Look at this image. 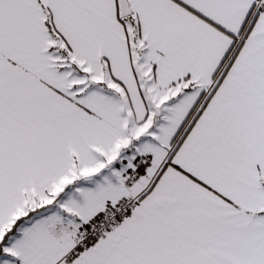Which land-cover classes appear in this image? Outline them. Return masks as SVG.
<instances>
[{
    "label": "snow or ice",
    "instance_id": "6c2138e0",
    "mask_svg": "<svg viewBox=\"0 0 264 264\" xmlns=\"http://www.w3.org/2000/svg\"><path fill=\"white\" fill-rule=\"evenodd\" d=\"M0 264H264V0H0Z\"/></svg>",
    "mask_w": 264,
    "mask_h": 264
}]
</instances>
